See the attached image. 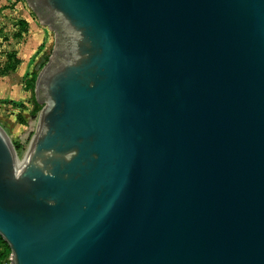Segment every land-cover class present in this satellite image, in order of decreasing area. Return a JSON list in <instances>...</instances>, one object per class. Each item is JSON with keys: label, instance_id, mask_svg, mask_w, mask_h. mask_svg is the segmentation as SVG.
<instances>
[{"label": "water", "instance_id": "water-1", "mask_svg": "<svg viewBox=\"0 0 264 264\" xmlns=\"http://www.w3.org/2000/svg\"><path fill=\"white\" fill-rule=\"evenodd\" d=\"M28 1L58 47L23 160L0 125L10 264H264V0Z\"/></svg>", "mask_w": 264, "mask_h": 264}, {"label": "rangeland", "instance_id": "rangeland-1", "mask_svg": "<svg viewBox=\"0 0 264 264\" xmlns=\"http://www.w3.org/2000/svg\"><path fill=\"white\" fill-rule=\"evenodd\" d=\"M0 4V125L8 134L20 159L26 153L29 143L38 128L39 113L46 101H38L35 91L34 102L28 82L33 71L37 73L42 66L55 57L56 32L44 22V18L28 0H2ZM33 1V0H31ZM36 2V0H35ZM37 3V2H36ZM29 18L39 29H25L20 18ZM45 18H49L44 16ZM32 21V23H33ZM41 31V32H40ZM15 52V53H14ZM17 56L19 62L12 70L6 71L7 64ZM6 71V72H4ZM4 72V73H3ZM6 264H10V259Z\"/></svg>", "mask_w": 264, "mask_h": 264}, {"label": "trees", "instance_id": "trees-1", "mask_svg": "<svg viewBox=\"0 0 264 264\" xmlns=\"http://www.w3.org/2000/svg\"><path fill=\"white\" fill-rule=\"evenodd\" d=\"M19 22H20V24L24 25L23 29H25L27 24H28L27 21L24 18H20ZM18 62H19V58L17 56H15V58H12V62L10 61V63L6 65V67L8 68L6 71L14 69ZM6 71H4V72H6ZM37 74L38 73L36 71H33L31 74V78L28 79V82L29 81L31 82V80L32 81L35 80L37 77ZM29 87H30V90L32 91V97L34 99V102L37 103L38 101L34 96L33 83H30ZM21 146L22 145L19 142H14L15 149H19V148H21ZM10 251H11V249H10L8 243L5 241V239L0 234V264H6L8 262Z\"/></svg>", "mask_w": 264, "mask_h": 264}, {"label": "crops", "instance_id": "crops-1", "mask_svg": "<svg viewBox=\"0 0 264 264\" xmlns=\"http://www.w3.org/2000/svg\"><path fill=\"white\" fill-rule=\"evenodd\" d=\"M3 1L2 0H0V4L2 3ZM24 19L27 21V23H28V28H29V30H30V28H33V29H35V31H38L39 32V30H37V29H39L37 26H35L36 24L34 23V21L33 20H31V19H29V18H26V17H24ZM32 21H33V23H32ZM41 32V31H40Z\"/></svg>", "mask_w": 264, "mask_h": 264}, {"label": "bare ground", "instance_id": "bare-ground-1", "mask_svg": "<svg viewBox=\"0 0 264 264\" xmlns=\"http://www.w3.org/2000/svg\"><path fill=\"white\" fill-rule=\"evenodd\" d=\"M25 157H26V153H25V155H24L23 159H24ZM23 159H22V160H23Z\"/></svg>", "mask_w": 264, "mask_h": 264}]
</instances>
